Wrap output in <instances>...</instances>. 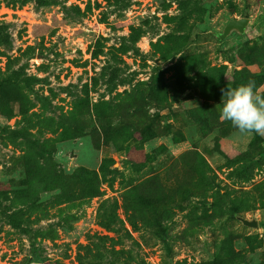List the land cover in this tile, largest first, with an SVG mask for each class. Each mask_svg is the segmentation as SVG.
Returning a JSON list of instances; mask_svg holds the SVG:
<instances>
[{"label":"rangeland","instance_id":"rangeland-1","mask_svg":"<svg viewBox=\"0 0 264 264\" xmlns=\"http://www.w3.org/2000/svg\"><path fill=\"white\" fill-rule=\"evenodd\" d=\"M250 80L264 0H0V264H264Z\"/></svg>","mask_w":264,"mask_h":264},{"label":"clouds","instance_id":"clouds-1","mask_svg":"<svg viewBox=\"0 0 264 264\" xmlns=\"http://www.w3.org/2000/svg\"><path fill=\"white\" fill-rule=\"evenodd\" d=\"M256 89L255 81L236 88L222 89L223 106L220 119L230 121L240 135L264 136V95Z\"/></svg>","mask_w":264,"mask_h":264},{"label":"water","instance_id":"water-1","mask_svg":"<svg viewBox=\"0 0 264 264\" xmlns=\"http://www.w3.org/2000/svg\"><path fill=\"white\" fill-rule=\"evenodd\" d=\"M248 23H249V19L245 17L238 18V19H232L229 22H227L223 31L221 33H218V36L221 38H224L234 29H237L240 32H244L246 30ZM240 219L246 225L257 226V222L255 220L250 221L245 218H240Z\"/></svg>","mask_w":264,"mask_h":264}]
</instances>
